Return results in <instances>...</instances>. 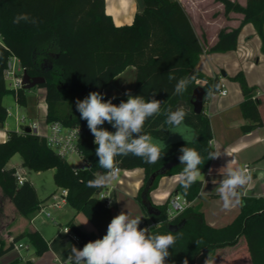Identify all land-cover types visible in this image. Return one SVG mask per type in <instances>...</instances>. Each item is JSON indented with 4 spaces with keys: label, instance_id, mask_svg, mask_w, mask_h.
Here are the masks:
<instances>
[{
    "label": "trees",
    "instance_id": "trees-1",
    "mask_svg": "<svg viewBox=\"0 0 264 264\" xmlns=\"http://www.w3.org/2000/svg\"><path fill=\"white\" fill-rule=\"evenodd\" d=\"M215 1L223 6L225 16L234 12L243 15V20L236 29H222L209 52L236 50L241 29L252 24L261 39L264 54V0H247L246 6L231 0ZM141 4L142 8L135 15L132 25L117 27L112 17L106 14L105 0H0V127L4 128L8 117L3 103L6 95L13 94L20 107L28 104V90L24 86L18 91L7 86L5 71L10 60L16 58L28 76L45 78V83L36 88L46 90V123L59 122L66 128L82 129L78 151L86 164L83 169H73L66 159L60 158L48 146L45 139L26 130L22 133L9 131L8 139L0 143V188L18 213L30 220L55 192L41 201L33 184L26 179L19 185L17 170L8 169L7 164L18 153L25 169L35 172L54 169L57 189L67 191V204L83 213L96 228L97 234L84 233L73 218L65 227L79 239L81 247L88 240L102 238L113 218L108 200L99 198L107 187H88V182L104 174L105 169L98 166V146L94 143L87 121L80 118L75 102L83 100L90 92L103 94L118 75L129 67H135L132 95L148 99L155 92V99L162 102L160 114L148 118L142 131L164 141L167 148L155 164H146L142 158L129 154L116 157V167L145 172L137 200L146 213L144 198L157 212L148 216L151 221L160 223L151 232H172L176 237L166 264H183L185 259L188 264H196L202 254L213 259L217 250L235 247L241 240L245 241L250 263L264 264V198H242L239 215L231 224L219 229L205 222L199 208L189 207L169 220V199L157 206L151 201L150 195L163 177L175 176L182 171L183 165L178 159L181 147L195 148L204 158V163L200 165L202 173L209 169L213 159H207L208 152L214 151L212 128L204 109L200 114L194 112L193 94L197 88H202L205 103L218 93L222 83L218 76L208 77L197 69L204 48L189 15L178 0H141ZM21 12L37 17L39 24H14V17ZM169 75L176 79L170 81ZM182 77H191V81L183 95H177L174 86L176 80ZM233 80L242 91L240 110L248 121L241 127V132L249 134L259 128L264 130L256 88L249 86L242 72ZM111 98L104 95L105 101ZM126 100L115 97L112 102L119 105ZM178 107L187 112L184 124L196 134L194 143L187 145L182 136L171 132L172 126L165 123L167 110L175 111ZM103 127L115 131L107 122ZM201 189L202 181L198 179L185 196L178 183L170 196L180 194L193 202ZM146 224L142 221L140 227L144 228ZM24 239L34 247L38 256L49 249L48 242L39 231L18 234L7 246L0 236V258Z\"/></svg>",
    "mask_w": 264,
    "mask_h": 264
},
{
    "label": "crops",
    "instance_id": "crops-1",
    "mask_svg": "<svg viewBox=\"0 0 264 264\" xmlns=\"http://www.w3.org/2000/svg\"><path fill=\"white\" fill-rule=\"evenodd\" d=\"M105 1L106 14L112 17L117 27L132 25L135 15L142 8L141 0ZM178 1L189 15L193 29L204 48L197 69L208 77L218 76L228 92L226 96L214 94L204 103V110L210 119L212 128L214 151L220 150L222 155L213 159L209 169L198 178L202 181V189L190 205L192 208L200 209L209 226L219 229L231 224L241 211V205L224 209L220 196L214 191L218 185L212 183L213 179L223 178L220 173L223 172L221 168L226 167L229 162L232 161V167L248 166L250 168V181L238 190L240 199L242 200L244 197L264 198V130L259 128L249 134L241 132V127L248 121L242 116L240 110L243 101L242 91L239 84L233 80L238 73L242 72L249 86L256 88V96L261 102L260 114L264 123V54L261 51V39L252 24H247L241 29L236 50L225 53L209 52L222 29H236L241 22L235 19L227 20L223 6L219 3L215 4L214 0ZM215 9L216 11H214ZM232 15L230 17H233ZM15 64L19 68L20 63L16 62ZM221 72H225L226 77H223ZM135 77L136 68H127L112 81L103 94L127 98L124 93L130 91L133 94ZM36 89L35 97L30 96L32 90L27 94L28 104L24 108L31 117L35 118L34 121L43 122L46 120L47 112L46 108H42L46 103V90ZM7 139L8 131L0 127V143H4ZM7 168L12 169L13 167L7 165ZM144 179L145 172L142 169L121 170L118 179L110 182L106 194L113 217L121 211H130L133 215L144 217L142 221L151 222L148 213L144 211L142 204L137 200ZM178 183V175L163 177L158 188L150 195L152 203L156 206L165 203L171 198L170 195ZM62 204L67 205L66 199L62 201ZM48 207H50L49 201L32 219H26L18 213L13 203L4 196L0 188V236L6 246L18 234L39 231L48 242L49 248L42 257L38 258L30 257L31 254L22 255L19 252L21 248H15L0 258V264H28V262L65 264L71 246L78 249L83 248L76 240L77 237L65 227L72 218L84 233L97 234L94 226L91 227L88 223L82 224L77 220L76 214L71 211L64 214L59 212L56 214L55 220L53 218L47 220L43 217V213ZM80 219L82 220V218ZM82 221L84 223V220ZM51 223L55 224L56 229L49 230ZM19 244L22 243L19 242ZM22 248L28 249L27 246ZM207 257L205 254L200 255L196 264H203ZM213 260L214 264H251L244 240H241L235 247L217 250Z\"/></svg>",
    "mask_w": 264,
    "mask_h": 264
},
{
    "label": "clouds",
    "instance_id": "clouds-1",
    "mask_svg": "<svg viewBox=\"0 0 264 264\" xmlns=\"http://www.w3.org/2000/svg\"><path fill=\"white\" fill-rule=\"evenodd\" d=\"M13 23L38 25L39 19L21 12L14 17ZM168 78L170 81L176 79L172 75ZM190 81L191 77L176 80L174 93L183 95ZM124 95L127 100L121 101L119 105L112 102L115 97L105 101L104 95L95 91L75 102L80 118L87 121L94 143L98 146V166L105 169L104 174L88 182V187H102L118 179V156L126 157L131 154L142 158L146 164H155L161 159L162 151L167 148L164 141L142 131L148 118L160 114L162 102L155 99L156 93L148 99L140 95L133 96L130 91H126ZM186 115L183 107H178L175 111L169 108L165 123L171 125L170 131L179 133L188 145L196 142V134L184 124ZM105 122L115 131L105 129ZM79 131L78 128L77 133ZM179 151L178 159L183 169L178 174V181L183 194L187 196L192 185L202 176L200 165L204 163V158L192 147L184 146ZM221 155L220 150L210 151L207 159H217ZM231 164L232 161L221 168L222 179L212 180L214 185H218L214 191L220 196L224 209L242 205L238 190L251 179L246 167H232ZM175 206L183 211L182 205ZM142 218L144 217L133 215L130 211H121L111 219L107 233L102 238L86 243L82 249L71 246L65 264H166V258L172 254L169 249L175 245L176 237L172 232L153 234L151 228H141ZM87 223L88 220L82 224ZM183 264H188V260L185 259ZM204 264H214V260L208 256Z\"/></svg>",
    "mask_w": 264,
    "mask_h": 264
},
{
    "label": "rangeland",
    "instance_id": "rangeland-1",
    "mask_svg": "<svg viewBox=\"0 0 264 264\" xmlns=\"http://www.w3.org/2000/svg\"><path fill=\"white\" fill-rule=\"evenodd\" d=\"M233 2H236L238 4H240L241 6H246L247 0H231ZM214 3H216V1L214 0ZM198 4V2H197ZM199 4L204 5V3L199 2ZM206 6V5H205ZM216 11V9L214 10ZM233 14V15H232ZM233 17H230V16ZM227 17V20H232L235 19L239 22H242L243 20V15L238 14V13H230ZM253 26V25H252ZM256 30V29H255ZM257 33V31H256ZM258 35V33H257ZM259 37V35H258ZM260 38V37H259ZM1 44V42H0ZM22 73L18 71V67H16V76H21ZM11 82L8 81L7 82V86L8 88L11 90L13 89L11 87ZM36 88L32 89V93L30 94V96H36ZM29 93V91H28ZM27 93V94H28ZM3 103L4 106L7 108V112H10L11 115H9L7 117V120L5 122V126L4 128L9 132V131H21L24 130V128L26 126H28V124H30L31 122H33L35 120V118L31 117L28 112L26 111V109L24 107H20L19 105H17L16 101H15V97L13 94H8L4 97L3 99ZM37 122H39V120H36ZM40 123V122H39ZM66 161L69 163V165L73 168V169H79L83 166V160L82 158H80L77 155H68L66 158ZM10 167L15 168L17 171L18 170H24L26 173V179H28L29 181H31V183L34 185V187L36 188L37 191V195L39 197V199L41 201H45L51 194H53L55 192V195L48 199L47 202L49 201V205H51V203H53L54 201L59 202L60 203V207H48L44 210L43 213V217L48 219H56V214H58L60 212V214H64L65 212L71 211L74 212L76 214L77 220L81 223H83L82 220H84V222H86L88 219L85 217V215L81 212H77L75 211L70 205H63L61 202V195H60V189H57L55 183H54V169L51 170H46L43 172H35V171H31L28 169H25L22 167V158L20 156V154H15L10 161L7 164ZM63 208V209H62ZM50 213L51 217L48 218L46 217V213ZM82 218V220L80 219ZM150 223V222H149ZM88 224L92 227L93 224L88 220ZM53 228L56 229L55 224L51 223L49 230ZM23 246H27L28 249L26 248H19V252L22 255H26V254H31L30 257H34V258H38V257H42V256H38L35 253V249L34 247L28 242L27 239H24L21 241ZM45 254V253H44ZM43 254V255H44ZM29 257V256H28ZM47 262V261H45Z\"/></svg>",
    "mask_w": 264,
    "mask_h": 264
},
{
    "label": "built area",
    "instance_id": "built-area-1",
    "mask_svg": "<svg viewBox=\"0 0 264 264\" xmlns=\"http://www.w3.org/2000/svg\"><path fill=\"white\" fill-rule=\"evenodd\" d=\"M16 62L19 63V61L16 58H12L9 62L8 68L5 71V78L8 81H10L11 87L14 91H18L22 87V80H23V74L24 69L19 64L18 71L22 73L21 76H16ZM227 90L222 85L221 89L218 91V94L221 96L227 95ZM42 108L47 109V103H44ZM8 116L11 115L10 112H7ZM57 125H59V128H57ZM80 129L79 133H77V129ZM26 129L30 130L31 134H34L36 136H39L46 140L48 146L52 148L56 154L60 157L65 159L68 155H77L81 158V155L78 151V142L80 139V136L82 134V129L80 127H74V128H66L59 122H54L51 124H47L46 120L43 122H37L33 121L28 126L24 128V130L17 131L18 133L24 132ZM83 160V159H82ZM85 162L83 160V166L79 169H83L85 167ZM250 172V168L248 166H245ZM121 172V169L118 168V174ZM17 181L19 185H22L24 181L26 180V173L24 170H18L17 173ZM110 183L106 184V187L108 188ZM61 202L66 199L67 191L61 190ZM99 198L101 200H108L106 191L102 192L99 195ZM109 202V201H108ZM175 205H182L183 211H180L179 207ZM191 205V202H189L184 196L180 194H176L171 196L169 199V210H168V219L173 220L175 217H177L179 214L183 213L186 209H188ZM60 207V203L54 201L51 203L50 207ZM47 217H50V213L46 214ZM160 225V223H156L151 221L150 223L146 224L145 227L148 228H156ZM76 240L79 242V239L76 238ZM23 245L19 244L16 245L15 248L19 249L22 248Z\"/></svg>",
    "mask_w": 264,
    "mask_h": 264
},
{
    "label": "water",
    "instance_id": "water-1",
    "mask_svg": "<svg viewBox=\"0 0 264 264\" xmlns=\"http://www.w3.org/2000/svg\"><path fill=\"white\" fill-rule=\"evenodd\" d=\"M221 75L223 77H226V73L225 72H221ZM44 83H45V78L44 77L31 78L24 71L23 80H22V86H24L25 90L30 91L33 88H36L37 86L42 85ZM192 104H193L194 112L196 114L202 113V111L204 109V91H203L202 88H197L194 91ZM26 132L30 133V130L26 129ZM143 204L147 208L148 215H156L157 214V212L154 210L152 205L146 201V198L143 199ZM90 241L91 240H88L87 243L90 242Z\"/></svg>",
    "mask_w": 264,
    "mask_h": 264
}]
</instances>
